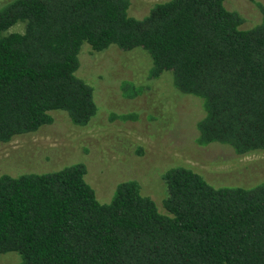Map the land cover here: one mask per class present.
Masks as SVG:
<instances>
[{"label": "trees", "instance_id": "1", "mask_svg": "<svg viewBox=\"0 0 264 264\" xmlns=\"http://www.w3.org/2000/svg\"><path fill=\"white\" fill-rule=\"evenodd\" d=\"M227 0H164L130 14V0H0V144L51 124L54 111L87 126L94 88L80 52L141 48L148 79L167 75L201 99L197 140L264 151V6L242 27ZM87 44V45H85ZM130 97L144 92L129 81ZM84 162L0 175V253L15 264H264V181L212 185L189 165L163 174L161 211L137 180L101 202Z\"/></svg>", "mask_w": 264, "mask_h": 264}, {"label": "rangeland", "instance_id": "2", "mask_svg": "<svg viewBox=\"0 0 264 264\" xmlns=\"http://www.w3.org/2000/svg\"><path fill=\"white\" fill-rule=\"evenodd\" d=\"M164 0H130V14L141 18ZM264 6V0H255ZM251 0H227L229 9L244 17L242 27L261 20L262 12ZM87 45V44H85ZM141 48L117 46L80 52L77 75L94 88L97 112L87 126H78L64 111H54L51 124L0 144V175L47 172L84 162L86 180L101 202L113 198L120 182L137 180L161 211L166 186L164 172L189 165L212 185L253 187L264 181V151L239 156L231 146L198 142L197 123L204 116L200 98L176 91L167 75L149 80L150 57ZM143 86L144 92L128 96L122 83ZM16 252L0 253V264L19 261Z\"/></svg>", "mask_w": 264, "mask_h": 264}]
</instances>
